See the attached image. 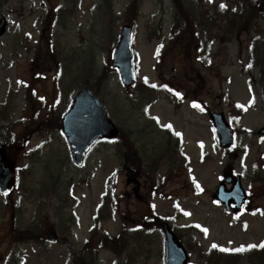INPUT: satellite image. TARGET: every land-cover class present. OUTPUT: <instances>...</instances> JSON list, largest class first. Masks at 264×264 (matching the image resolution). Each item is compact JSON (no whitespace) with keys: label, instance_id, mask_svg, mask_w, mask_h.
Segmentation results:
<instances>
[{"label":"rangeland","instance_id":"rangeland-1","mask_svg":"<svg viewBox=\"0 0 264 264\" xmlns=\"http://www.w3.org/2000/svg\"><path fill=\"white\" fill-rule=\"evenodd\" d=\"M127 1L111 0L113 11L104 13L101 0H0V126L5 130L0 131L12 142L15 163L24 174L20 187L9 196L0 194V264H70L83 244L91 238L99 240L102 231L109 237L123 234L127 244L119 254L100 249L98 264H127L129 255L132 264H160L162 231L137 229L140 224L146 226L145 218L153 212L167 218L186 238L194 239L192 244L198 249L189 250L194 264H204L202 251L213 244L231 249L264 239V173L261 181L253 174L255 161L261 162L264 172V136L260 135L264 99L258 68L253 87L241 74L248 60V35L232 34L228 40L224 35L215 41L207 52V66L197 62V56L204 53L190 45L194 41L189 36L176 49L170 37L172 1L144 0L138 18L130 17L137 21V81L134 87L125 88L111 66V54L127 20ZM222 1L207 0L205 4ZM62 8L71 12L59 18L67 27L56 21ZM91 47L95 52L90 57L87 51ZM163 81H174L186 100L176 109L167 99H158L150 104L145 117L151 93L139 87ZM86 85L94 86L122 133L136 142L144 170L152 175L149 181L154 185L158 173L167 176L164 194L151 196L152 182L141 177L139 197L129 198L133 186L127 184L126 171L118 168L119 157L111 141L98 143L84 167L74 165L68 141L59 130V118L73 104L75 92ZM252 93L256 107L243 116L240 125L251 133L238 136L233 147L236 152L229 154L217 144L209 113L225 112L229 118L232 103L227 94L242 103ZM192 99L203 100L206 110L192 109ZM169 123L175 132L183 133L182 143L177 136L169 142L168 132L161 130ZM161 141L166 142L167 152L156 170L150 166L160 157L154 149ZM228 166L242 174L245 188L253 193L249 211L231 214L212 199ZM108 192L116 202L115 216L107 218L106 212L102 228L95 229L96 212ZM63 199L71 204L68 209L61 207ZM13 200L11 207L7 202ZM38 221L42 235L54 224L58 240L45 245L36 231L34 237L43 241H18V230Z\"/></svg>","mask_w":264,"mask_h":264},{"label":"trees","instance_id":"trees-1","mask_svg":"<svg viewBox=\"0 0 264 264\" xmlns=\"http://www.w3.org/2000/svg\"><path fill=\"white\" fill-rule=\"evenodd\" d=\"M140 0H133L129 9L136 11ZM175 5V22L173 27V34L176 32V38L183 40L185 35L190 37L194 35L199 41H205L206 36H212L211 41L221 37L225 34H231L235 30L239 34L251 33L253 30L258 29L259 33H264V0H237L233 4H224L214 7L213 13L209 10L201 9V13H197L200 6V0H173ZM225 20V21H223ZM225 22V23H224ZM254 42L251 59L252 62L258 61L261 68L260 80L264 88V41L253 39ZM252 75V68L249 69ZM117 153L120 155L121 168H126L132 161L137 167L141 161L140 157L136 154V146L127 138H122V144L117 145ZM132 164V165H133ZM104 244L113 248L119 249L120 242L105 239ZM261 244H264L261 243ZM260 244V245H261ZM89 244L84 248L86 250ZM249 264H264V247L257 245L256 247L248 248L245 251ZM89 256V255H86ZM83 256L82 258H87ZM242 253L231 254L222 257L217 256L215 264H235L240 261Z\"/></svg>","mask_w":264,"mask_h":264},{"label":"water","instance_id":"water-1","mask_svg":"<svg viewBox=\"0 0 264 264\" xmlns=\"http://www.w3.org/2000/svg\"><path fill=\"white\" fill-rule=\"evenodd\" d=\"M129 36L130 28L124 27L120 49H126L123 62L126 65L125 67L128 68L131 63ZM125 77L127 81H130L129 71H125ZM213 118L220 130L224 145H228L231 142V133L223 115H215ZM63 128L72 143L75 159L78 163H82L86 151L96 140L102 137L114 138L117 136V128L109 119L105 107L86 89L78 94L75 106L63 121ZM2 147L3 143L0 140V182H2L1 173L8 169L10 171V178L5 186L9 187L13 184L15 170L12 163L7 160ZM131 181L129 180V182ZM234 181L235 185L231 191L221 187L218 190L216 198H219L228 207L231 202H234L237 209H240L241 205L245 202L246 195L238 179H234ZM137 191L138 186L135 188V192ZM163 226L166 234L167 264H186L187 255L182 244L168 224L164 223ZM48 237L54 239L55 235L50 232L48 233Z\"/></svg>","mask_w":264,"mask_h":264},{"label":"snow or ice","instance_id":"snow-or-ice-1","mask_svg":"<svg viewBox=\"0 0 264 264\" xmlns=\"http://www.w3.org/2000/svg\"><path fill=\"white\" fill-rule=\"evenodd\" d=\"M221 7H227V5H224V4H222L221 5ZM164 87H167V85H164ZM177 95L179 96V95H181L180 93H177ZM194 106H196V107H199V105L198 104H195L194 103ZM240 107H244L243 105H240ZM166 127H171V125H166ZM177 135H179V133H177ZM198 187H199V185H197ZM207 231H208V229H204V232L205 233H207ZM257 245H248L247 247L248 248H252V247H256ZM260 247H264V244H261V245H259ZM213 247H218V245H215V244H213ZM222 250H224V251H229V249H222ZM244 250V247L243 246H241L240 248H236V249H231V251H243Z\"/></svg>","mask_w":264,"mask_h":264}]
</instances>
